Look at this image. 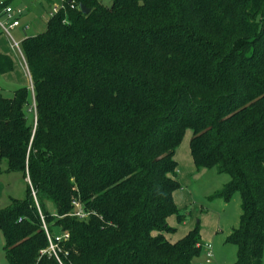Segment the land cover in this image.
I'll list each match as a JSON object with an SVG mask.
<instances>
[{"label": "trees", "instance_id": "16d2710c", "mask_svg": "<svg viewBox=\"0 0 264 264\" xmlns=\"http://www.w3.org/2000/svg\"><path fill=\"white\" fill-rule=\"evenodd\" d=\"M21 45L31 89L0 94V165L27 185L0 207L9 264H58L42 218L64 264H193L200 221L167 239L187 131L195 167L230 177L214 199L240 195L234 264H264V0H66Z\"/></svg>", "mask_w": 264, "mask_h": 264}, {"label": "rangeland", "instance_id": "374dc122", "mask_svg": "<svg viewBox=\"0 0 264 264\" xmlns=\"http://www.w3.org/2000/svg\"><path fill=\"white\" fill-rule=\"evenodd\" d=\"M52 1L55 3L54 5H61V0ZM100 1L107 7L112 4V0ZM12 7L16 17L22 13L20 14L22 27L12 32L13 37L20 43H22L25 34L36 36L45 30V23L49 18V6L45 5V8H42L38 0H16ZM14 55L19 62H23L17 51H14ZM191 137L192 132L187 131L175 157L179 163L178 174L180 172V176L184 179L182 197L178 195L176 204L181 210L187 208V211H183L186 214V222L179 225L176 217H171L168 224L176 228V234L171 235L170 238L173 239L172 241L183 238L200 221L203 245L208 243L212 245L213 257L208 262L207 250L203 247L200 257L195 259L193 264H234L237 248L232 244H227L225 240L230 230L238 226L241 214L240 195L234 193L229 201L214 199V195L223 189L230 181V177L218 174L215 169L198 170L195 167L197 172L191 171L189 165ZM0 167L2 171L0 174V207H5L12 198L23 200L26 197L27 185L19 173L6 171V162H3ZM50 211L54 212L55 210L50 207ZM4 245L5 240L0 232V264H9L5 257Z\"/></svg>", "mask_w": 264, "mask_h": 264}, {"label": "crops", "instance_id": "0c3cea01", "mask_svg": "<svg viewBox=\"0 0 264 264\" xmlns=\"http://www.w3.org/2000/svg\"><path fill=\"white\" fill-rule=\"evenodd\" d=\"M15 1L16 0H0V4L6 3V4H8V6L12 7L13 2H15ZM38 2H39V4L41 5L42 8H45L44 7L45 5L49 6V17H50V12H51L52 6L55 3L52 0H38ZM20 14H22V13H20ZM20 14H19L18 17H16L15 11H14V17H15L16 20L19 21L20 25L18 27L14 28L11 31V33L13 31H16V30H18V29H20L22 27ZM2 15H3L2 10H0V16H2ZM47 22H48V20L45 23V30H46V27H47ZM28 37H33V36H29V35L25 34L22 42ZM15 40L20 43V41H18L17 39H15ZM21 44L22 43H20V48H21ZM14 51H17V49L13 46V43L11 42L10 38L1 31V35H0V54L8 56L13 62V69H12L11 72L5 73V74L0 72V94H3L4 96H8V97H11L12 94L14 93V91L19 89V88H21V87H29L31 89V77H30V74H29V71H28L27 64H25L23 59H22L23 62H19L17 57L14 55ZM175 157H176V155H175ZM189 165H190L191 171L196 173L197 170H195V165H194V162H193L191 156H190V160H189ZM178 175H179L178 179H179V182H180L182 188L174 193L175 202H176V199L178 198V195H180V197H182V194H181L182 192L181 191H183V185H182L183 183L182 182H183L184 179L180 176L181 175L180 172H179ZM169 220H170V218L168 219V222H169ZM170 237L171 236H167V239L170 242H172V243H174V242H176L177 240L180 239L179 238V239H176V240L172 241L173 239H171ZM201 237H202V243H204L203 242L202 231H201Z\"/></svg>", "mask_w": 264, "mask_h": 264}, {"label": "built area", "instance_id": "2783aa9c", "mask_svg": "<svg viewBox=\"0 0 264 264\" xmlns=\"http://www.w3.org/2000/svg\"><path fill=\"white\" fill-rule=\"evenodd\" d=\"M65 1L66 0H61V5H53L51 12H50V17L56 15L60 10H62L65 6ZM74 8V6H72ZM3 15L0 16V30L6 34L11 42L13 43V46L17 49L19 52L20 56L24 60L25 64L26 60L24 58V55L22 53V50L20 48V43L17 42L14 37L12 36L11 31L18 27L20 25L19 21L15 19L14 17V10L12 7L7 6L2 10ZM34 197L35 194L33 193ZM72 217H76L79 220H85L89 217V214L84 210L83 206L81 203L75 201L73 202V212L70 214ZM43 222V229L46 233L47 239H48V248L44 251H42V255H47L49 257L54 258L58 264H64L62 259H61V252H62V247L61 244L68 242L70 239V235L67 232H63L58 235L51 234L47 224L44 221V218H42ZM203 247L207 250V261L209 262L210 259L213 257V252H212V245L210 243L203 245Z\"/></svg>", "mask_w": 264, "mask_h": 264}, {"label": "water", "instance_id": "95a60500", "mask_svg": "<svg viewBox=\"0 0 264 264\" xmlns=\"http://www.w3.org/2000/svg\"><path fill=\"white\" fill-rule=\"evenodd\" d=\"M81 11L84 13V14H88L90 12V10L86 9L85 6H81Z\"/></svg>", "mask_w": 264, "mask_h": 264}]
</instances>
